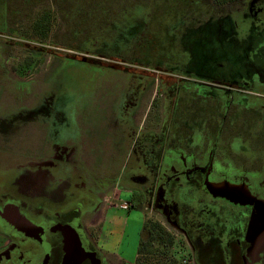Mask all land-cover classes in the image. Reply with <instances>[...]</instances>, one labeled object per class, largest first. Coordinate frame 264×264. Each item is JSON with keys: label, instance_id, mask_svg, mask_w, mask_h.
I'll return each instance as SVG.
<instances>
[{"label": "flooded vegetation", "instance_id": "flooded-vegetation-1", "mask_svg": "<svg viewBox=\"0 0 264 264\" xmlns=\"http://www.w3.org/2000/svg\"><path fill=\"white\" fill-rule=\"evenodd\" d=\"M175 14L177 52L158 65L132 49L141 33L123 52L133 63L70 55L104 67L112 85L84 81L79 117L55 90L63 66L38 86L35 59L48 54L14 67L31 101L0 93V264H135L99 242L117 194L144 207L140 239L163 231L178 262L183 244L191 264H264V0H206L196 17ZM6 57L19 56L0 49V79Z\"/></svg>", "mask_w": 264, "mask_h": 264}, {"label": "rangeland", "instance_id": "rangeland-1", "mask_svg": "<svg viewBox=\"0 0 264 264\" xmlns=\"http://www.w3.org/2000/svg\"><path fill=\"white\" fill-rule=\"evenodd\" d=\"M205 2L206 0H0V49L19 56L5 58L8 60L6 68L9 73L7 79H0L1 98L14 105H19L21 99L23 104L31 101V97L18 91L16 82L11 80L17 75L14 67L22 65L24 60L30 59L27 58L28 55L39 51L44 55L48 54V57L35 59L40 65L37 69L38 86H45L46 73L63 66L59 69L61 78L58 76L55 79V90L61 94L60 98L72 101L73 112L79 117L85 101H82L78 92L84 81L95 83L98 92L112 85L103 76L104 67L80 63L70 55H77L81 59L87 55V61L103 62L104 65H121V60H125L127 64L133 63L123 52L130 49L128 42L133 38V33H141L140 39L143 40L134 43L132 49L146 51V55L150 57L157 56L149 62L153 63L151 65H158L163 62L158 56L160 53L171 57L177 52L178 37L174 41L175 32H168L170 28H174L169 24L176 22L178 18L175 10L181 13L179 17H196ZM237 8V5L218 8L215 13L224 14ZM44 13L48 15V23L40 25ZM143 20H146V26L142 25ZM159 23L165 24L167 31L155 32ZM1 62L3 64V59ZM2 75L4 74L0 68V76ZM21 76L28 81L33 74L24 73ZM70 86L77 90L76 94L70 91ZM93 100L96 105H100L105 104L109 98L99 93ZM115 196L119 199L111 200V204L117 203V207L107 212L99 242L106 253L122 254L127 260H132L137 255L144 207L139 208L136 201H131L126 196ZM127 205L131 206L126 207ZM182 245L178 244L181 258L191 264L189 250Z\"/></svg>", "mask_w": 264, "mask_h": 264}, {"label": "trees", "instance_id": "trees-1", "mask_svg": "<svg viewBox=\"0 0 264 264\" xmlns=\"http://www.w3.org/2000/svg\"><path fill=\"white\" fill-rule=\"evenodd\" d=\"M46 21L42 18L40 25L47 24ZM82 60L86 61V58ZM173 246L174 242L169 237H165L163 231L157 232V237L148 241L142 237L139 241L135 264H184L183 257L182 261L179 262L176 261L175 257H170Z\"/></svg>", "mask_w": 264, "mask_h": 264}, {"label": "built area", "instance_id": "built-area-1", "mask_svg": "<svg viewBox=\"0 0 264 264\" xmlns=\"http://www.w3.org/2000/svg\"><path fill=\"white\" fill-rule=\"evenodd\" d=\"M184 263L186 262V259H184V261H183Z\"/></svg>", "mask_w": 264, "mask_h": 264}]
</instances>
